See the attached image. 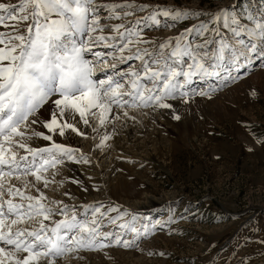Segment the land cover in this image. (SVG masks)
I'll use <instances>...</instances> for the list:
<instances>
[{
    "label": "snow or ice",
    "instance_id": "snow-or-ice-1",
    "mask_svg": "<svg viewBox=\"0 0 264 264\" xmlns=\"http://www.w3.org/2000/svg\"><path fill=\"white\" fill-rule=\"evenodd\" d=\"M237 97L264 106V0H0V264H264L251 221L185 258L155 241L183 237L199 199L156 220L116 195L150 166L125 135L214 138L213 110L240 112ZM236 123L264 152V120Z\"/></svg>",
    "mask_w": 264,
    "mask_h": 264
},
{
    "label": "rangeland",
    "instance_id": "rangeland-1",
    "mask_svg": "<svg viewBox=\"0 0 264 264\" xmlns=\"http://www.w3.org/2000/svg\"><path fill=\"white\" fill-rule=\"evenodd\" d=\"M237 102L241 103L240 112H233L224 102L222 112L213 110L217 123L214 138L189 143L169 126L162 130L160 138L146 144L152 153L149 157L154 159L150 166L143 171L130 169L134 180L121 176L126 186H117L120 190L117 195L132 208L135 206L130 205L131 202L142 201L147 196L161 201L155 208L138 209L156 220L167 219L170 214L179 216L189 201L193 202L192 211L196 212L195 201L200 200L199 215L189 216L180 224L186 234L179 238L160 234L156 237V246L185 258L196 257L213 242L231 247L229 240L235 228L245 221H251L244 230L245 235H251L257 226L264 228V152L247 151L248 134L236 123L237 119H255L258 123L264 120V106L247 107L243 97ZM216 155L221 159L216 160ZM140 183L146 187L140 188ZM218 213L238 214L241 219L231 222V230L224 232L213 226ZM129 253H135L143 262L121 258L120 264H146L144 256Z\"/></svg>",
    "mask_w": 264,
    "mask_h": 264
},
{
    "label": "bare ground",
    "instance_id": "bare-ground-1",
    "mask_svg": "<svg viewBox=\"0 0 264 264\" xmlns=\"http://www.w3.org/2000/svg\"><path fill=\"white\" fill-rule=\"evenodd\" d=\"M254 79L259 80V77H255ZM240 97H237V100ZM223 102H221L222 105ZM223 106V105H222ZM131 131V130H130ZM162 130L160 129H156V130H151L149 131L148 135L144 138L141 139L139 136V133H136L135 135H133L131 137V142H130V146H129V137L127 135H125L124 137V146L127 147V150L132 153L133 155H137V156H142L144 157L147 161H149L151 163V159L152 157H149L152 155V153H150L151 150H149L150 148H148L146 146V144L148 145L149 143H151L150 141L160 138V136H162ZM154 138V139H153ZM137 148L142 149V151H137ZM154 160V159H152ZM117 186H126V184L124 182H121V177H119L117 184H116V189L117 192L120 191ZM116 192V195H117ZM122 199V198H121ZM126 204L127 201L122 199ZM161 201H157L153 198V196H147L144 200L142 201H138V202H131L130 205H134L136 209L139 210H146L149 208H155V206L159 205ZM136 257H138L135 253H127V254H121L119 256V260L121 258H133L134 260L138 261L139 263L143 262L142 260L137 259Z\"/></svg>",
    "mask_w": 264,
    "mask_h": 264
}]
</instances>
